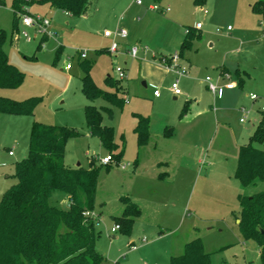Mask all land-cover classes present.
<instances>
[{
	"label": "rangeland",
	"instance_id": "rangeland-1",
	"mask_svg": "<svg viewBox=\"0 0 264 264\" xmlns=\"http://www.w3.org/2000/svg\"><path fill=\"white\" fill-rule=\"evenodd\" d=\"M37 1L27 0L22 14L50 21L45 39L38 30L20 24L22 14L14 15L12 0H3L0 6V29L7 37L4 52L25 76L18 89L0 91V96L38 101L32 117L0 118V163L6 165L0 186L17 183L16 162L28 148L34 122L76 130L81 135L66 142L69 168L89 169L92 158L96 166H104V157L123 151L118 164L113 160L110 170L103 167L92 213L95 218L99 215L97 250L105 264H169L170 257L182 254L184 244L195 238L201 239L211 264H260L257 244L245 241L239 232L238 198L264 192V180L243 187L234 176L237 145L247 142L264 115V16L252 13L254 0H206L203 6L194 0H141L140 6L135 0H120L119 9L111 6L112 0H87V15L81 18ZM152 6L169 11H153ZM197 23L203 26L201 38L193 39V49L182 60L180 48L173 47L174 37ZM116 30L126 31L127 38L116 40L120 50L113 55L108 52L112 40L104 33ZM133 47L140 50L134 59L126 52ZM175 53L177 70L186 69L185 75L160 64L161 54L170 56L172 64ZM87 62L92 81L109 93L114 89L107 78L118 80L116 68L125 73L118 92L121 106L102 98L93 102L103 124L113 128L118 149L111 154L86 124L81 64ZM67 64L69 71L64 69ZM145 65L162 73L148 76ZM206 78L219 88V98L206 88ZM173 83L178 85V96L171 90ZM229 83L236 85L233 91L226 89ZM250 94L258 100L252 101ZM188 98L189 109L180 117ZM138 116L150 119L144 146L137 144L134 133ZM244 116L249 121L241 123ZM162 124L172 129V140L163 136ZM13 129L18 141L8 145ZM9 147L13 158L5 156ZM122 197L141 209L129 235L111 232L115 227L111 217L124 210ZM52 202L69 210L61 195L55 194Z\"/></svg>",
	"mask_w": 264,
	"mask_h": 264
},
{
	"label": "trees",
	"instance_id": "trees-1",
	"mask_svg": "<svg viewBox=\"0 0 264 264\" xmlns=\"http://www.w3.org/2000/svg\"><path fill=\"white\" fill-rule=\"evenodd\" d=\"M48 4L70 17H85L88 11L87 0H38ZM206 0H194L203 6ZM13 13H23L27 0H12ZM4 4L0 0V6ZM253 14L264 16V0L256 1ZM17 22L14 21L16 26ZM185 39L180 49L181 56L192 47L194 29L186 27ZM46 35H42L45 39ZM7 37L0 29V91L18 89L24 74L13 66L4 52ZM170 56L166 58L170 64ZM82 93L88 104L85 106V120L92 136L97 137L102 146L112 153L118 147L114 143L113 128L105 126L102 114L93 102L99 98L121 106L123 99L118 97L121 80L107 78L112 93L98 87L91 79V65L82 63ZM221 74H225L223 70ZM38 101L17 102L0 96V115L32 117ZM188 110V103L182 108L180 117ZM111 117V114H109ZM134 129L137 144L144 146L150 136V119L138 116ZM81 134L61 126L34 122L30 130L27 155L15 166L17 183L11 186L0 201V264H105V257L97 250L99 215L87 216L95 211L99 178L103 167L110 170L111 162L104 166L95 165L90 160V168H69L65 165L66 142ZM123 151L111 159L120 161ZM235 178L243 187L255 186L264 180V116L261 117L248 141L239 147L234 172ZM55 194L66 198L69 210L55 206ZM124 205L122 215L111 217L119 231L129 235L134 222L141 216L140 207L129 197L120 199ZM240 215L238 229L245 241L253 240L258 246L260 264H264V192L239 196ZM169 264H211L210 254L204 250L200 238L186 242L183 253L173 256Z\"/></svg>",
	"mask_w": 264,
	"mask_h": 264
},
{
	"label": "built area",
	"instance_id": "built-area-1",
	"mask_svg": "<svg viewBox=\"0 0 264 264\" xmlns=\"http://www.w3.org/2000/svg\"><path fill=\"white\" fill-rule=\"evenodd\" d=\"M135 3L137 5H142V2L141 0H135ZM151 10L153 11H161L162 13H165V12H168L169 9L168 8H165V9H160L158 8L157 6H152L150 7ZM201 11H203V13H207V11L205 9H201ZM22 14V13H21ZM20 24L24 27H28V28H34L36 30L39 31V33L41 35H46L47 36V28L50 26V21L47 20V19H44V18H41V17H33V16H30L28 14H22L21 16V19H20ZM202 27V24L201 23H198L196 25V29H200ZM228 31H230V28L228 27L227 28ZM23 36L29 40V37L28 35L24 32L23 33ZM104 36L106 38H109L112 40V43L110 45V47L108 48V52L113 54V55H116L118 54L120 48H119V43L116 42V40L118 38L120 39H125L127 37V33L126 31L124 30H116L115 32L111 33V32H105L104 33ZM140 53V50L137 48V47H133L131 48L129 51H128V55L131 57V58H137V56L139 55ZM78 57L79 58H85V54L84 53H79L78 54ZM172 58V64L168 65L166 64V58L162 59L160 61V64H162L167 70H170L172 69L173 71L176 72V74H178L179 76H182V75H185L186 74V69H182V70H177L178 67H179V56L175 53L174 55L171 56ZM64 69L66 71L70 70L71 69V64H67ZM116 74L118 76V79L119 80H122L125 78V73H124V70L121 69V68H116ZM205 82L207 84V88L208 90L214 95V96H217L220 91H219V88L216 86V84L210 79V78H206L205 79ZM236 85L234 83H229L226 85V89H233L235 88ZM171 90L173 92V94L175 96H178L180 95V91L178 89V85L177 83H173L171 85ZM155 95H157V92L154 93ZM250 99L252 101H256L258 100V97L254 94H251L250 95ZM263 110H264V107H263ZM242 113H246V111L244 109H241L240 110ZM246 121V116L242 117L241 118V122H244ZM10 155H12L13 153L10 152L9 153ZM112 161L111 159V156H108V157H104L101 161V164H108ZM87 216H92V214L90 213H86ZM119 230V226L118 225H115L114 228H112L111 232H116ZM132 250H135L136 247L135 246H132L131 247Z\"/></svg>",
	"mask_w": 264,
	"mask_h": 264
},
{
	"label": "crops",
	"instance_id": "crops-1",
	"mask_svg": "<svg viewBox=\"0 0 264 264\" xmlns=\"http://www.w3.org/2000/svg\"><path fill=\"white\" fill-rule=\"evenodd\" d=\"M256 1H258V0H254V2H253V4L256 2ZM252 4V5H253ZM122 4H121V1L120 0H112V2H111V6H113V7H115V8H117V9H119L120 8V6H121ZM252 5L250 6V7H252ZM162 9H165V8H163L162 7ZM202 9V8H201ZM252 10V9H251ZM207 11V10H206ZM202 13H203V11H201ZM64 13V12H63ZM253 13V12H252ZM65 15H67L66 13H64ZM205 14V13H204ZM207 14V13H206ZM255 15V14H254ZM68 16V15H67ZM255 16H257V15H255ZM198 24V23H197ZM196 24V25H197ZM193 29H194V32H195V35H197V36H200L199 38H201V35H200V32L202 31V29H203V26L200 28V29H196L195 27H193ZM228 31V30H227ZM229 32V31H228ZM230 33V32H229ZM185 35L186 34H184L183 36L182 35H180V34H177L175 37H174V40H173V47L175 46V47H179L180 49H181V46H182V43H183V41H184V39H185ZM106 38V37H105ZM127 38V37H126ZM125 38V39H126ZM198 38V39H199ZM108 39V38H107ZM124 40V39H123ZM119 48H120V45H119ZM193 49V48H192ZM192 49H190V51L192 50ZM128 51L129 50H127L126 49V52H127V55H128ZM186 52V51H185ZM185 52L181 55V59L183 60L184 59V54H185ZM161 56H167L166 54H161ZM128 57H130L129 55H128ZM131 58V57H130ZM132 59H134V58H132ZM181 60V61H182ZM183 63V62H182ZM188 69L189 70H191L190 69V67H188ZM219 70H220V73L224 70L223 68H218ZM69 71V70H68ZM145 71H146V73H147V75L148 76H150V72H152V73H154L155 75H158L159 73H162V71H160L158 68H156V67H153V66H150V65H145ZM225 71V70H224ZM240 84H241V82H240ZM205 86H206V88H207V84H206V82H205ZM208 89V88H207ZM235 88H233V89H227L228 91H233ZM12 91H14V90H12ZM12 91H9V92H12ZM209 91V90H208ZM210 92V91H209ZM251 95V94H250ZM175 96V95H174ZM219 96H220V94L218 93V95L217 96H215L216 98H219ZM186 97H191L190 96V94H187V96ZM249 98H250V96H249ZM10 99H12V100H15V98H10ZM190 102H191V98H188V100L185 102V103H188V109H189V104H190ZM185 105V104H184ZM183 105V106H184ZM183 108V107H182ZM182 111V110H181ZM261 111L263 112L264 110H263V107H262V109H261ZM241 112V111H240ZM200 113V111H198L197 112V114H199ZM242 113V112H241ZM6 117V118H18V117H22V116H8V115H0V118H2V117ZM262 116H264V115H262ZM262 116H260V118L258 119V121H257V124H258V122L260 121V119H261V117ZM247 121H249V119H246V121L245 122H247ZM4 122H6L7 123V120L5 119V121ZM3 122V123H4ZM14 121H9V123H13ZM240 122H241V118H240ZM245 122H241V123H245ZM137 123H138V119H137ZM257 124H256V126H257ZM7 125H8V123H7ZM137 125V124H136ZM256 126H255V128H256ZM255 128H254V130H255ZM16 129V128H15ZM15 129H13V131H12V133H10V135L12 136L11 138H12V141L8 144V145H11V144H16L17 143V141H18V135H16V134H14V132H16V130ZM161 131H162V133H163V136L166 138V139H169V140H172L174 137H175V135H174V133H173V131H172V129L169 127V125H167V124H162V126H161ZM254 130H253V132H254ZM252 132V133H253ZM135 133V132H134ZM252 135V134H251ZM250 135V136H251ZM249 136V137H250ZM248 137V138H249ZM137 140V139H136ZM247 141H248V139H247ZM240 146H242V145H237V156H238V149H239V147ZM12 147H9V149H7V151H8V155H6L5 154V156H8L9 158H13L14 157V154H12V155H10L9 153L10 152H12L13 150L11 149ZM13 153V152H12ZM26 155H27V149H25V150H23L22 152H21V159L22 160H24V158L26 157ZM237 162V161H236ZM18 162H16V164H17ZM6 167V165L4 164V163H0V180H1V178L3 177V175H4V172H5V168ZM9 178V176H7L6 177V179H8ZM11 187V186H10ZM10 187H7V188H3V186H0V199H2V197H3V195H4V193L10 188ZM135 203V202H134ZM137 204V203H136ZM133 246H135L134 244H132ZM185 245V244H184ZM136 247V246H135ZM183 248H184V246H183ZM183 253V252H182ZM181 255V254H180ZM177 256H179V255H177ZM173 257V256H172ZM171 258V257H170Z\"/></svg>",
	"mask_w": 264,
	"mask_h": 264
},
{
	"label": "water",
	"instance_id": "water-1",
	"mask_svg": "<svg viewBox=\"0 0 264 264\" xmlns=\"http://www.w3.org/2000/svg\"><path fill=\"white\" fill-rule=\"evenodd\" d=\"M79 166V165H78Z\"/></svg>",
	"mask_w": 264,
	"mask_h": 264
}]
</instances>
